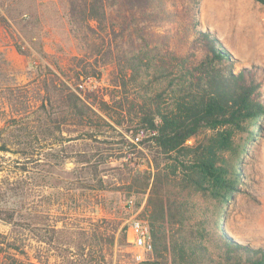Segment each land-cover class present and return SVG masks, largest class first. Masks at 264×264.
<instances>
[{"label": "trees", "instance_id": "obj_1", "mask_svg": "<svg viewBox=\"0 0 264 264\" xmlns=\"http://www.w3.org/2000/svg\"><path fill=\"white\" fill-rule=\"evenodd\" d=\"M67 1L70 31L83 53L74 57L78 67L69 76L55 63V71L37 81L38 94L44 93L37 121L39 130L62 132L59 126L69 125L76 134L70 140L105 146L76 161L87 169L79 188L147 194L143 220L152 256L138 264H264V247L229 237L217 215L239 191L245 146L264 116L260 69L233 74L232 57L207 31H195L186 50L172 49L168 34L143 23L161 19L166 0ZM255 1L264 6V0ZM107 66V87H89ZM60 106L65 109H52ZM213 205L216 217L209 220ZM17 216L0 209V220L21 236ZM106 226L88 231L87 240L112 242ZM72 228L63 222L51 232L64 241L78 233ZM0 236V256L31 248L25 240L16 245L18 238ZM59 256L62 264H76ZM85 257L79 264H92V254Z\"/></svg>", "mask_w": 264, "mask_h": 264}, {"label": "rangeland", "instance_id": "obj_2", "mask_svg": "<svg viewBox=\"0 0 264 264\" xmlns=\"http://www.w3.org/2000/svg\"><path fill=\"white\" fill-rule=\"evenodd\" d=\"M165 9L161 19L155 22L148 17L143 23L151 32L168 34L172 49L186 50L195 41V31H207L232 57L233 74L258 67L264 75V6L260 3L166 0ZM70 27L67 0H0V147L9 149L0 151V209L18 214L15 227L21 230V236H15L11 226L1 220L0 235L5 241L18 238L16 245L25 240L31 247L25 254L3 252L0 263L14 259L19 264H62L60 253L73 258L76 264L82 263L87 254H92V264H106L109 259L111 264L151 261V251L136 249L128 231L132 217L147 227L143 220L147 194L79 188L87 169L76 161L85 153H94L96 147L105 146L70 140L76 134L69 132V125H60L62 132L38 128L44 93L38 94L37 81L55 71V63L69 76L78 67L74 57L83 53ZM111 69L101 68V80H90L88 86L107 87ZM245 147L239 191L217 215L223 217L220 224L229 237L258 248L264 247V116ZM31 152L33 157L26 158L25 153ZM129 199L134 203L132 210L125 207ZM198 206L203 210L205 203ZM217 209L216 205L209 207V220L216 217ZM63 222L78 232L64 241L51 232ZM105 224L112 242L96 244L87 240L91 234L88 231ZM0 241H4L1 236Z\"/></svg>", "mask_w": 264, "mask_h": 264}, {"label": "built area", "instance_id": "obj_3", "mask_svg": "<svg viewBox=\"0 0 264 264\" xmlns=\"http://www.w3.org/2000/svg\"><path fill=\"white\" fill-rule=\"evenodd\" d=\"M125 207L128 210H132L134 203L131 199L125 201ZM129 235L131 238L132 245L136 249H140L146 252L151 251V245L149 243V233L146 226H144L143 221L136 218L129 219L128 226Z\"/></svg>", "mask_w": 264, "mask_h": 264}]
</instances>
